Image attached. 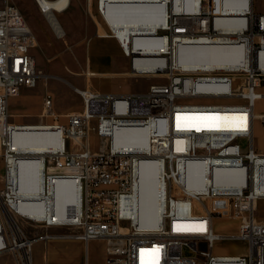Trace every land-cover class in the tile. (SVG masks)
Here are the masks:
<instances>
[{"label": "built area", "instance_id": "1", "mask_svg": "<svg viewBox=\"0 0 264 264\" xmlns=\"http://www.w3.org/2000/svg\"><path fill=\"white\" fill-rule=\"evenodd\" d=\"M255 1L96 0L111 31L106 35L119 42L130 73L165 81L128 94L75 86L82 109L67 114L66 124H32L11 122L8 107L41 77L32 54L36 37L19 8L0 0V256L34 264L36 238L25 221L75 228L67 237L84 244L104 241V264H140L146 251L154 264H264V223L256 217L264 153L254 135L255 107L264 98V3L258 8ZM126 6L148 10L158 23L153 34L140 35L150 37L144 40L150 47L116 35L110 14ZM38 8L52 26L49 13L58 21L67 6L60 10L45 0ZM60 28H53L57 37L65 35ZM195 49H224L229 63L183 62L182 52ZM52 107L48 95L43 113L56 118ZM259 118L264 125V114ZM27 130L42 131L52 147L20 150L15 138ZM144 171L156 174L163 206L159 218L142 224ZM224 175L227 183L219 184ZM220 221H237V230L220 231ZM225 241L243 242L247 251L217 252Z\"/></svg>", "mask_w": 264, "mask_h": 264}, {"label": "rangeland", "instance_id": "2", "mask_svg": "<svg viewBox=\"0 0 264 264\" xmlns=\"http://www.w3.org/2000/svg\"><path fill=\"white\" fill-rule=\"evenodd\" d=\"M14 3L29 25L31 26L37 41L36 47L32 49V54L36 58L41 77L34 87L24 88L20 95L12 97L9 102L10 121L15 123H44L55 122L66 124L67 114L80 111L82 109L81 97L74 91V87H86L84 81H89L93 76L87 74L92 69L88 66L89 51L88 44L101 41L104 51L111 55L118 67L115 71L123 72L125 69V57L116 53V47L105 42V40L115 39L105 36H97L111 33L109 28L103 23L96 12V0H70L69 8L64 13L58 14V22L65 30L63 37H57L53 27L48 22L45 13H41L37 0H10ZM256 7L263 6V0H256ZM143 11H138L137 16L131 17V31L136 35H151V30H144L145 24H141L139 18ZM45 14V15H44ZM140 14V15H139ZM133 19V20H132ZM100 23L102 25L100 26ZM135 23V24H134ZM52 24V23H51ZM98 28L99 31H98ZM121 52V47H119ZM122 53V52H121ZM184 61H194L199 64L204 63L206 58L201 51L183 52ZM98 76L93 77L97 79ZM106 82L102 89L111 87H131L146 88L151 83L164 82L165 79L159 76L139 77L141 83L125 74L104 77ZM130 85V86H129ZM48 95L53 99L52 109L57 117L44 114V102ZM257 105V104H256ZM264 143V130L257 138V142ZM93 149H97L99 139L93 135L91 138ZM73 149H79L74 146ZM41 152V151H33ZM22 176L27 177L25 171ZM0 177V187H2ZM24 229L32 237L36 238L34 245V264H104L105 243L101 240H92L88 244L69 239L67 236L78 230L65 226L45 227L31 225L21 221ZM220 231H236L237 221H220ZM50 234V239L43 238ZM59 236V237H58ZM65 236V237H64ZM190 252L188 248L185 249ZM219 253H245L247 246L240 241H225L216 246ZM0 264H15L12 255L0 256Z\"/></svg>", "mask_w": 264, "mask_h": 264}, {"label": "crops", "instance_id": "3", "mask_svg": "<svg viewBox=\"0 0 264 264\" xmlns=\"http://www.w3.org/2000/svg\"><path fill=\"white\" fill-rule=\"evenodd\" d=\"M140 10H132V9H124L119 11V13H111L110 14V21L114 26V30L116 35H118L124 42H128L130 35L134 34L136 35V32L131 31V18L132 14L137 13ZM138 35V34H137ZM99 37L105 36V37H112L108 36L106 34H100L98 32ZM114 38V37H112ZM137 39V37H136ZM108 44H111L112 46L116 47V53L120 56L123 55L125 57V62L123 63L125 66V69L123 72L115 71V68L118 67V62L115 61V59L112 58L111 55L107 54L104 51V45L101 41L95 42V43H89L88 44V51H89V61L88 66L91 71H88L87 74L90 72V76H98L97 79H92L89 81H84V86L99 91L102 93H114V94H128V93H135V92H143L148 89L146 88H131V87H111L110 89H102V86L105 84L104 77H113L114 75L119 74H125L128 75L131 78H134L136 82L141 83V79L139 77H135L130 73V62L129 58L125 56L122 48L121 52L119 50L120 44L117 41V39H109L105 40ZM150 85V84H149ZM130 86V85H129ZM262 91L264 92V87L262 88ZM255 113L257 117L255 118V124H254V135H255V143L256 147L259 152L264 153V143L257 142V138H260L262 135V130H264V125L262 124L259 115L264 114V98L259 100L257 102V105L255 107ZM18 141L21 144L22 148L26 151H45L47 148H49V145L47 144L46 140L44 139V134L42 133H25L18 136ZM256 217L259 221L264 223V198L258 200L256 204ZM237 254H243V253H237Z\"/></svg>", "mask_w": 264, "mask_h": 264}, {"label": "bare ground", "instance_id": "4", "mask_svg": "<svg viewBox=\"0 0 264 264\" xmlns=\"http://www.w3.org/2000/svg\"><path fill=\"white\" fill-rule=\"evenodd\" d=\"M39 2V5L40 7H44V1L45 0H37ZM48 4L50 6H54L58 9H63L64 7L67 6V8H64V11H66L69 6H70V0H48ZM124 9H132V10H142L143 11V14L141 12V15L139 16V18H142V22H140L141 24H145L146 26H144V30H151L152 31V34L155 32V28L157 27L158 23L157 22H153L151 21L147 14H148V10L144 9V8H133V7H123L122 9H117V10H112L111 13H119V11L121 10H124ZM46 14V15H45ZM44 15L48 17V13H45ZM49 18H50V22L52 23V27L56 30V32H63V31H60L61 30V24H59L58 21L55 20L54 16L52 13H49ZM132 16H137V14H132ZM131 18V17H130ZM48 19V18H47ZM133 20V19H132ZM112 24V23H111ZM135 24V23H134ZM113 26V24H112ZM114 28V26H113ZM64 29V28H63ZM59 30V31H57ZM65 33V31H64ZM118 36V35H117ZM119 37V36H118ZM137 37V39H136ZM147 37V36H146ZM120 38V37H119ZM135 39V45H143L144 43H148V42H144V40L146 41H150V37H148L147 39H142L140 35H130L129 37V40L128 42H130L132 39ZM124 42V41H123ZM127 42V43H128ZM125 44H127L126 42H124ZM148 47H150V44H147ZM201 51L202 53H204V56L206 58V61L204 63H197V62H194V61H184L183 60V52H186V51H183L182 52V55H181V59L183 62H187V63H195L197 65H202V64H213V65H225V64H228L229 60H228V57H229V54L227 51H225L224 49H213V50H201V49H195V50H191V51H187L188 53L192 52V51ZM29 132H33V133H43L42 131H33V130H27V131H21L19 134H17L15 140H16V144L17 146L19 147L20 150H23V151H26L22 148L21 144L19 143L18 141V136L21 135V134H25V133H29ZM44 139H45V136H44ZM46 140V139H45ZM58 141V140H57ZM122 141L120 139H118L116 141V143L120 144ZM58 143V142H56ZM48 144V143H47ZM49 145V144H48ZM52 147L51 145H49V148ZM47 148V149H49ZM46 149V150H47ZM45 150V151H46ZM39 164L37 162L34 163V167L37 168ZM23 173V172H22ZM28 177H24L22 176V185H21V191H24L26 188H25V181L27 180ZM217 181L219 184H226L227 181H228V176L227 175H224V176H218L217 177ZM142 183H143V186H142V202H141V209H140V218H139V221L142 223V224H145L147 219L150 217V216H156V217H160L161 216V213H162V206L161 203H160V197H158V187H157V184H156V174L155 173H150V172H147V171H144L143 172V175H142ZM35 189V188H34ZM36 191V190H34ZM58 199H59V204H62L61 200L62 199V196L59 194L58 195ZM22 209L23 210H30L31 208L30 207H26L25 205L22 206ZM38 214V212H37ZM60 215H63L61 212H59ZM44 216V212L41 211L39 212V217H43ZM59 237V236H58ZM65 237V236H64ZM140 264H154L153 262V258L151 256V252L150 251H146V252H143L141 255H140Z\"/></svg>", "mask_w": 264, "mask_h": 264}]
</instances>
